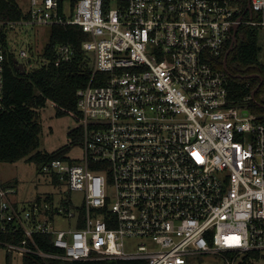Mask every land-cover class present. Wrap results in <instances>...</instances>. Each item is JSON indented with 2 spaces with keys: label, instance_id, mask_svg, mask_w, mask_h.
Segmentation results:
<instances>
[{
  "label": "built area",
  "instance_id": "obj_1",
  "mask_svg": "<svg viewBox=\"0 0 264 264\" xmlns=\"http://www.w3.org/2000/svg\"><path fill=\"white\" fill-rule=\"evenodd\" d=\"M25 10L0 22L9 41L17 25H78L93 65L76 92L81 160L42 166L69 196L22 205L0 186V235H23L0 242L7 252L146 264L264 253V122L216 66L235 24L264 27V0L251 12L231 0H28ZM10 51L0 36V114ZM56 53L58 65L74 49ZM19 54L33 65L29 48ZM40 234L63 253L41 250Z\"/></svg>",
  "mask_w": 264,
  "mask_h": 264
},
{
  "label": "trees",
  "instance_id": "obj_2",
  "mask_svg": "<svg viewBox=\"0 0 264 264\" xmlns=\"http://www.w3.org/2000/svg\"><path fill=\"white\" fill-rule=\"evenodd\" d=\"M238 4L244 12L248 0H231ZM248 17V14H245ZM27 19L28 14L17 0H0V22ZM0 36L9 44L12 51L9 52L6 60L5 70V104L6 109L0 114V163H15L26 159L42 170L44 164L53 160H63L73 163L74 159L68 156L70 145L63 146L55 151L49 152L41 148V111L52 102L55 107L56 116L71 115L77 121H81L82 114L77 108L76 92L79 88L88 84L92 75L93 59L83 49V42L89 39V34L78 25L55 24L51 27L49 41L43 50L39 52L38 59H47V63L37 65L21 74L16 68L13 58L16 57L13 47L3 26L0 25ZM238 43L228 57V67L233 76H230V83L235 90L234 95L239 99L244 96H252L253 90L260 84L259 77L247 78L245 75L260 74L264 78V27L241 25L238 33ZM227 44V49L230 46ZM59 44H67L74 49V53L68 60H61L56 64V48ZM30 54L35 56L36 47L29 46ZM226 49V50H227ZM226 52V51H225ZM223 59L216 61V66L223 69ZM264 81L256 93V100L252 97L249 105L252 110L264 122ZM73 143L82 142L83 131L77 126L69 133ZM51 182L58 189V194L53 192L45 196H37L35 199L42 200L46 197L49 200L55 199L57 195L69 196V191L58 174H51ZM3 188L11 186L8 182H0ZM15 187V184L12 185ZM23 238L21 233L15 235L1 234L0 242L18 243ZM36 244L46 253L62 254L51 243V236L37 235ZM3 245V243H0ZM4 246V245H3ZM225 256L235 259L238 264H254L264 259V253L259 251H248L238 253L228 250ZM207 256L219 255H198L191 259V263L198 260L199 263ZM12 254L6 253V264H12ZM223 258V257H222ZM224 260V259H223ZM142 259H117L109 260H64L36 254H27L22 257V264H146Z\"/></svg>",
  "mask_w": 264,
  "mask_h": 264
},
{
  "label": "rangeland",
  "instance_id": "obj_3",
  "mask_svg": "<svg viewBox=\"0 0 264 264\" xmlns=\"http://www.w3.org/2000/svg\"><path fill=\"white\" fill-rule=\"evenodd\" d=\"M23 8L27 7L28 0H17ZM51 32L50 26H38L33 24L17 25L11 30L10 44L14 49L16 57L25 61L20 54L19 48H29L31 44L36 47L35 56L31 57L32 66H28V70L33 69L37 63V55L41 52L45 44L49 41ZM257 87V86H256ZM41 148L49 152L55 151L63 146L70 145L68 156L76 161L81 160L83 156V147L81 143H73L69 135L70 131L80 125L71 115L56 116L55 107L49 102L41 111ZM8 182L11 184L9 189L13 190L11 199L19 204H28L37 196H45L53 192L58 194V189L51 182L49 173L40 171L32 162L26 159L16 161L15 163H0V182ZM15 184V187L12 186ZM72 197L75 203L81 202L80 193H73ZM128 247L132 248L133 244L129 243ZM6 248L0 244V264H6ZM237 258V257H236ZM235 259L228 257L218 258L216 256H207L199 263L198 260L191 264H238ZM224 259V260H223ZM12 264H22V257L12 254ZM254 264H264V259L254 262Z\"/></svg>",
  "mask_w": 264,
  "mask_h": 264
},
{
  "label": "water",
  "instance_id": "obj_4",
  "mask_svg": "<svg viewBox=\"0 0 264 264\" xmlns=\"http://www.w3.org/2000/svg\"><path fill=\"white\" fill-rule=\"evenodd\" d=\"M246 11L251 12V0H248ZM238 30H239V24H235L234 27H233V32H232V38H231L230 46L228 47V49H227V51H226V53L224 55V59H223V68L230 76H233V75H232V73L229 70L227 61H228L229 54L231 53V51L234 49V47L238 43V37H237ZM13 61H14V64H15V68L21 74H26L28 72L24 62L20 61L17 57H14ZM245 77H247V78L259 77L261 79L260 84L257 85V87L252 92V98L254 100H256V93L258 92L259 88L261 87V84L264 81V78L260 74L245 75ZM260 105L264 107V104L260 103ZM245 113H247V111H245Z\"/></svg>",
  "mask_w": 264,
  "mask_h": 264
}]
</instances>
